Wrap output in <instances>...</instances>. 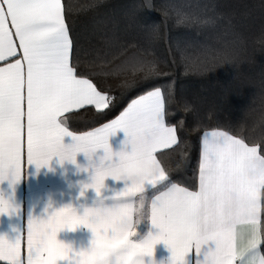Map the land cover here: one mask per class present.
<instances>
[{
	"label": "snow or ice",
	"instance_id": "obj_1",
	"mask_svg": "<svg viewBox=\"0 0 264 264\" xmlns=\"http://www.w3.org/2000/svg\"><path fill=\"white\" fill-rule=\"evenodd\" d=\"M197 8L178 23L215 24L223 18L220 13L202 19L215 5ZM75 20L62 0H0V181L11 186L25 165L39 170L58 157L89 173L87 181L78 182L79 197L88 189L95 192L90 205L78 206L82 212L68 203L46 218L30 213L26 236L25 231L14 240L0 235V261L145 264L148 257L147 264H157L154 246L162 241L170 251L168 264H186L192 247L199 255L211 241L214 247L196 264H264V135L250 140L231 126L204 131L198 169L187 182L180 179L181 165L165 161L166 150L181 143V128L168 120L172 85L151 86L169 74L129 53L107 27L82 43L74 35ZM152 29L158 36L159 26ZM129 71L120 96H112L104 87L107 79ZM142 88L115 119L86 131L72 130L64 115L86 106L102 114L127 91ZM260 119L264 124V114ZM118 130L125 138L114 152L109 137ZM65 137L71 142L64 143ZM98 149L103 155L94 160ZM77 153L87 165L77 164ZM106 177L123 180V187L104 195ZM9 209L18 206L0 199V212ZM145 221L155 231L134 239ZM80 225L91 231L87 248L74 250L57 240L59 230Z\"/></svg>",
	"mask_w": 264,
	"mask_h": 264
},
{
	"label": "trees",
	"instance_id": "obj_2",
	"mask_svg": "<svg viewBox=\"0 0 264 264\" xmlns=\"http://www.w3.org/2000/svg\"><path fill=\"white\" fill-rule=\"evenodd\" d=\"M76 17L74 35L83 43L98 29L107 27L131 54L169 75L151 86L171 83L168 120L181 128L179 146L165 161L181 165L177 175L187 182L198 169L200 140L204 129L231 126L250 140L264 135V0H62ZM99 4L92 8L91 5ZM215 5L202 16L223 18L215 24L178 23L198 5ZM86 9V11H82ZM167 12V16L164 15ZM152 25L159 26L153 36ZM127 74L110 77L104 87L120 96ZM146 89H131L102 114L92 106L71 111L68 124L84 131L114 118ZM191 99L189 105L184 100ZM198 102V103H197ZM196 107H200L198 110ZM188 153L185 159L183 153ZM264 250V245L261 246Z\"/></svg>",
	"mask_w": 264,
	"mask_h": 264
},
{
	"label": "crops",
	"instance_id": "obj_3",
	"mask_svg": "<svg viewBox=\"0 0 264 264\" xmlns=\"http://www.w3.org/2000/svg\"><path fill=\"white\" fill-rule=\"evenodd\" d=\"M127 105L124 108H126ZM124 108L120 112H122ZM120 112L110 120L115 119ZM206 130L211 129H204L203 132ZM124 138L125 135L122 130H118L115 135L109 137V145L114 152L119 151L123 147L122 142ZM70 142V138H64V143L67 144ZM126 150L130 151L131 146H127ZM101 155H103V149H98L93 159L96 160ZM113 159L116 158L114 157ZM76 162L82 166L88 163L83 153H77ZM88 176L89 173L79 171L76 164H72L68 161L60 163L58 157H53L48 166H42L39 170L36 169L34 164L25 165L21 179L11 186L8 180L0 181V193H3L5 196H10L13 204L18 206V210L15 212L11 209H9L7 213L0 212V235H5L9 240H14L19 233L25 231L26 236L27 219L30 213L34 217L46 218L55 208H59L68 203H72L77 207L80 204L90 205L95 198L94 190L88 189L84 197H79L78 183L80 181H87ZM105 185L106 188L103 194L110 195L113 189L119 190L122 188L124 181H117L112 177H106ZM77 197H79V199H77ZM50 203L51 207H49ZM46 208L47 212L45 211ZM78 211L82 212V209L78 207ZM149 230L155 231L149 223L146 221L142 222L138 226V235L135 236L134 239L143 238L147 235ZM57 240L71 245L74 250H80L89 246L91 231L84 225H80L74 229L65 227L57 232ZM209 247H214V243L209 241L208 244L202 245V252L199 255L195 247H192L186 254V264H196L198 259L202 260L203 251H206ZM169 257L170 251L162 241L154 246L152 258L157 261V264H160L161 261H163L164 264H168ZM144 260L145 264H147L149 258L144 257ZM0 264H4V262L0 261ZM58 264H66V262L58 261Z\"/></svg>",
	"mask_w": 264,
	"mask_h": 264
},
{
	"label": "clouds",
	"instance_id": "obj_4",
	"mask_svg": "<svg viewBox=\"0 0 264 264\" xmlns=\"http://www.w3.org/2000/svg\"><path fill=\"white\" fill-rule=\"evenodd\" d=\"M0 199L7 201L9 205L15 206L10 196H5L3 193H0Z\"/></svg>",
	"mask_w": 264,
	"mask_h": 264
},
{
	"label": "rangeland",
	"instance_id": "obj_5",
	"mask_svg": "<svg viewBox=\"0 0 264 264\" xmlns=\"http://www.w3.org/2000/svg\"><path fill=\"white\" fill-rule=\"evenodd\" d=\"M188 101L190 102L191 101V99H188V100H184V103L188 106L189 105V103H188ZM198 103V102H197ZM200 107H196V109L198 110Z\"/></svg>",
	"mask_w": 264,
	"mask_h": 264
}]
</instances>
